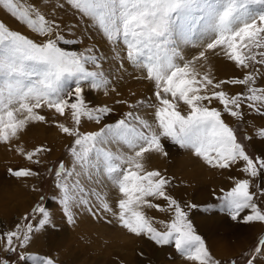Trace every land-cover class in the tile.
<instances>
[{"label": "snow or ice", "instance_id": "snow-or-ice-1", "mask_svg": "<svg viewBox=\"0 0 264 264\" xmlns=\"http://www.w3.org/2000/svg\"><path fill=\"white\" fill-rule=\"evenodd\" d=\"M64 4L88 18L107 41L123 46L120 69L127 61L154 82L158 104L147 105L155 107L154 123L136 111L112 120L113 108L86 100V89L107 95L111 76L94 47L83 51L67 47L83 43L76 26L47 17L38 4L0 0L3 10L39 37L29 38L0 21V142L18 141L31 124L55 123L73 143L70 165L61 160L47 169L56 189L49 199L69 224L76 222L81 208L97 219L98 212L110 213L128 233L146 236L158 246L174 245L188 261L221 264L189 216V210L199 206H182L167 192L170 180L160 171L146 170L144 160L150 154L167 156L162 141L168 140L213 168L224 170L242 163L249 178L237 180L228 191L221 189L219 204L206 205L203 211H219L237 224H264V184H255V178L264 177V153L250 155L222 111L210 106L218 101L223 113L241 121L246 119L245 108L264 117V87L257 86L258 79H264V71L257 67L264 66V0H62L60 7ZM55 7L51 5L53 11ZM187 46L203 50L185 59ZM209 51L222 53L245 73L243 77L217 82L210 72H198L197 62L207 61ZM227 85L243 86L246 91L229 95L223 90ZM178 102L186 111L180 110ZM142 105L143 101L128 104L131 109ZM44 108L60 117L70 116L71 126L54 117L46 119L38 111ZM85 120L99 129L81 131ZM258 135L264 140V128ZM18 151L35 167L9 168L8 174L25 181L40 177L43 156L51 149ZM108 185L120 194L118 211L103 195ZM149 198L164 200L167 208ZM93 199L99 201L95 207ZM44 201L41 196L31 213L25 214L23 226L17 223L14 229L0 232L3 250L17 254L19 261L56 264L52 257L27 251L37 234L57 227L55 211ZM146 208L172 213L170 221L160 222L165 231L154 226ZM246 255V264H264V236ZM0 264L12 262L2 258Z\"/></svg>", "mask_w": 264, "mask_h": 264}, {"label": "rangeland", "instance_id": "rangeland-1", "mask_svg": "<svg viewBox=\"0 0 264 264\" xmlns=\"http://www.w3.org/2000/svg\"><path fill=\"white\" fill-rule=\"evenodd\" d=\"M61 2L62 0H43V2L41 0H24V3L38 4L42 13L47 17L55 16L58 20H62L63 24L76 26L78 33L83 37V43L67 47L81 51L87 47H94L98 54L104 58V71L111 76L108 94L105 95L102 90L90 91L86 89V100L94 105H107L113 108L112 120L121 118L129 111H136L144 119L154 123L155 107L147 106L158 104L155 98L154 82L146 79L144 71L133 67L127 61H125L124 68L120 69L119 62L126 51L123 46L107 41L102 33L91 25L88 18L82 17L67 4L61 8ZM51 5H56L54 11ZM0 21L10 29L19 31L29 38L39 39L38 34L21 24L6 10H3L2 6H0ZM207 42L205 40V44ZM201 50L203 49L200 47H185V59H192ZM206 55L207 61L197 62L196 69L201 74L210 72L217 82L242 78L245 74L222 53L215 55L209 51ZM257 67L264 71V66L258 65ZM257 86L264 87V79H258ZM223 90L229 95L246 91L243 86L239 85H227ZM117 100H127L128 104L143 101L144 105L137 109H131L128 104L116 103ZM178 103L180 110L186 111V106L182 102ZM210 106L222 111L223 119L236 131L238 139L242 141L250 155L256 156L264 153V140H261L258 135L260 129L264 128V117L245 108L246 119L241 121L223 113V106L218 101H213ZM38 111L48 120H52L54 117L56 122L71 126L70 116L60 117L46 108ZM99 127L94 122L85 120L82 122L81 131H96ZM245 137H252V140L249 141ZM162 142L168 155H146L145 169L163 173L170 180L167 186L168 194L182 206L186 204L199 206L197 209L189 210V216L198 234L205 239L206 245L215 259L219 260L221 264H231L232 261H235L236 264H246V260L249 258L246 253L257 246L259 238L264 236V224L259 222L237 224L231 222L225 214L219 211H203L206 205L219 204V200L216 198L222 195L221 189L228 191L237 180L249 178L242 171L243 164L224 170L213 168L196 157L192 151L181 149L168 140ZM72 143L73 138L61 133L55 123L39 122L29 125L21 134V138L18 141L14 140L11 145L0 142V232L14 229L17 223L23 226V217L25 214L31 213V209L40 202V197L43 196L49 210L55 211L57 227L37 234L34 239L40 243L41 247L34 248L32 243L27 250L29 252L52 257L56 264H196L176 252L174 245L158 246L146 236L128 233L127 230L119 226L110 213L98 212L100 218L97 219L81 208L76 213V222L69 224L63 218L58 205L49 199L56 189L53 183L54 176L49 174L47 169L58 166V162L61 160L66 165H70L69 148ZM41 146L50 148L51 152L43 156L44 164L40 168V177L25 181L18 180L8 174L9 168L35 167L20 154L18 149L28 152ZM255 184H264V177L255 178ZM252 190H256L255 185ZM102 192L113 209L118 211L116 205L118 199L121 198L118 189L108 185L102 189ZM149 199L153 204L167 208L164 200ZM98 203L99 201L93 199L94 207ZM144 211L153 220L154 226L158 230H166L160 222L170 221L171 212H162L155 208H146ZM109 220L111 223L107 222ZM204 222L206 224H203ZM204 225L205 227H203ZM241 226L242 230H239L238 228ZM125 256L128 259L132 257V260H127ZM2 258H8L12 264H30L29 261H19L17 254L4 251L3 241H0V259Z\"/></svg>", "mask_w": 264, "mask_h": 264}, {"label": "bare ground", "instance_id": "bare-ground-1", "mask_svg": "<svg viewBox=\"0 0 264 264\" xmlns=\"http://www.w3.org/2000/svg\"><path fill=\"white\" fill-rule=\"evenodd\" d=\"M202 224V223H201ZM203 224H206L205 222L203 223ZM207 224H210V223H207ZM207 226V225H206ZM203 227H205V225L203 226ZM257 227V226H256ZM259 228V227H258ZM205 229V228H204ZM239 230H242V226L241 227H239L238 228ZM236 232V231H235ZM38 237V236H37ZM32 243L34 244L33 246H34V248H38V247H41V245H40V243H38V242H36L35 241V239L32 241ZM31 243V244H32ZM125 247H132V246H128V245H124ZM129 256H131V255H129ZM125 258L127 259V260H132V257H129V259H128V257L127 256H125ZM113 261V260H112Z\"/></svg>", "mask_w": 264, "mask_h": 264}]
</instances>
